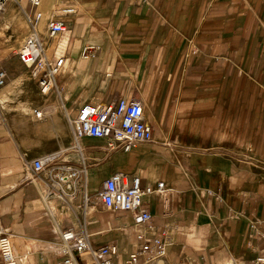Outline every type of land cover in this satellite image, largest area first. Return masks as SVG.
Wrapping results in <instances>:
<instances>
[{"label": "crops", "instance_id": "1", "mask_svg": "<svg viewBox=\"0 0 264 264\" xmlns=\"http://www.w3.org/2000/svg\"><path fill=\"white\" fill-rule=\"evenodd\" d=\"M36 11L46 52L64 57L59 92L42 94L17 55ZM53 18L67 28L50 37ZM87 45L95 57L82 56ZM0 68V223L19 264H61L66 228L85 229L93 247L116 244V264L140 248L138 234L164 229L167 253L153 264H264V0H11L0 16ZM123 97L142 102L151 140L129 151L102 137L76 143L69 118L83 104ZM56 152V165L87 170L64 195L48 169L32 170ZM117 171L171 189L145 197L148 224L93 200Z\"/></svg>", "mask_w": 264, "mask_h": 264}, {"label": "built area", "instance_id": "2", "mask_svg": "<svg viewBox=\"0 0 264 264\" xmlns=\"http://www.w3.org/2000/svg\"><path fill=\"white\" fill-rule=\"evenodd\" d=\"M11 0H0V16L5 5ZM34 7H38L41 0H30ZM73 8H63L61 12H71ZM42 13L36 11L27 14L31 24L32 32L26 38L17 55L19 60L28 68L30 75L37 79L42 94H48L55 90L59 92L56 76L60 71L64 57H51L46 52L45 45L37 32V24ZM67 28L65 20L53 18L48 24L50 37H55ZM98 47L87 45L82 50V56L93 58L97 54ZM6 83L5 70L0 68V88ZM35 115L40 118L43 113L40 109L34 110ZM69 122L76 143L83 136L102 137L110 141L111 147H120L129 151L133 145L140 141L152 139L153 130L145 120L143 104L140 100L120 98L108 104L85 103L81 106L75 118H69ZM59 154L51 153L38 157L32 162L34 174L48 169L51 185L57 194L66 193L63 184L67 188H74L78 183L84 181L87 173L84 163L79 166L69 161L56 165ZM58 166V167H56ZM58 168V169H57ZM171 189L164 182H158L155 186L143 184L139 176H129L117 171L112 173L101 185L99 197L108 209L116 211H131L134 223L137 225L148 224L152 219L151 212L145 207V197L153 193L168 195ZM88 196L86 193V201ZM162 236L154 235L146 238L144 234H138V238L144 240L140 248L130 254L125 264H153L161 260L167 253V237L169 231L162 230ZM62 255L61 264H116L113 256L118 253L116 244H105L93 247L90 236L84 229L77 232L66 228L61 231V242L59 247ZM90 253L91 259L83 261L80 255ZM0 256L2 264H19L15 253L12 237L6 228L0 223ZM264 263V257L259 258ZM179 264H186L181 261Z\"/></svg>", "mask_w": 264, "mask_h": 264}, {"label": "rangeland", "instance_id": "3", "mask_svg": "<svg viewBox=\"0 0 264 264\" xmlns=\"http://www.w3.org/2000/svg\"><path fill=\"white\" fill-rule=\"evenodd\" d=\"M3 87H4V86H3ZM3 87H1V88H3ZM1 88H0V89H1ZM93 200L97 201L98 203L101 202V199H100L99 195H98V196H94V197H93Z\"/></svg>", "mask_w": 264, "mask_h": 264}]
</instances>
